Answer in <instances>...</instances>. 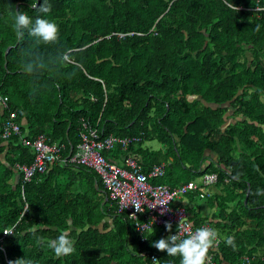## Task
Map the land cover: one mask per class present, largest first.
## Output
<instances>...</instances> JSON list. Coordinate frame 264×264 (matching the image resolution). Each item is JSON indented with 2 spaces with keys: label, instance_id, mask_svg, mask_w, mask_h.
<instances>
[{
  "label": "trees",
  "instance_id": "16d2710c",
  "mask_svg": "<svg viewBox=\"0 0 264 264\" xmlns=\"http://www.w3.org/2000/svg\"><path fill=\"white\" fill-rule=\"evenodd\" d=\"M34 2L0 0V92L8 98L0 128L13 113L21 130L0 140V264L24 256L34 264H153L151 254L158 264H180L152 246L165 227L140 241L125 213L109 199L101 205L106 191L96 174L67 161L83 122L98 138L139 136L128 150L137 143L143 152L147 140L168 146L148 153L150 168L170 154L181 165L177 178L167 165L170 187L215 174L223 192L200 206L218 204L215 225L236 247L222 238L209 254L215 264H264V195L256 194L264 189V0H49L46 18L60 30L54 45H35L27 31L16 37L13 13L34 22L43 0ZM30 51L68 59L29 75L22 65ZM38 134L64 145L61 158L23 182L15 165L34 153L20 137ZM68 229L75 252L57 258L47 241Z\"/></svg>",
  "mask_w": 264,
  "mask_h": 264
},
{
  "label": "built area",
  "instance_id": "2783aa9c",
  "mask_svg": "<svg viewBox=\"0 0 264 264\" xmlns=\"http://www.w3.org/2000/svg\"><path fill=\"white\" fill-rule=\"evenodd\" d=\"M7 101V96L0 92V109H6ZM82 127L79 143L75 151L68 154L67 161L75 165H82L96 174L106 191L107 199L115 205V212L125 213L128 216L140 241H144V234L154 226L165 227L166 223L172 225L170 235L178 234L180 222L179 234L181 237L185 236L188 231L196 229L189 220L185 209L171 203L179 196L196 191L200 198L208 196V193L201 190L199 184L190 181L170 187L162 183H151L150 179L163 176L162 164H154L148 172H144L131 157L125 158L126 165L123 167L108 160L102 154L115 145L126 148L129 143L139 141V136L108 134L103 138H98L95 130L86 123L83 122ZM20 133L19 124L13 120V113L1 122L0 140H5L11 135H20ZM20 138L22 144L29 146L34 153L33 160L29 164L15 165L21 173L23 182H29L35 173L48 170L53 162L61 158L60 152L64 145L50 143L44 134H38L34 139L22 136ZM215 178V174H204L201 185H208L214 182ZM202 226L207 225L202 224L200 227ZM11 231L12 227L4 229L2 235L11 233ZM209 257L210 264H215L210 254ZM154 258L156 259V256L151 254V261Z\"/></svg>",
  "mask_w": 264,
  "mask_h": 264
},
{
  "label": "clouds",
  "instance_id": "9594fccd",
  "mask_svg": "<svg viewBox=\"0 0 264 264\" xmlns=\"http://www.w3.org/2000/svg\"><path fill=\"white\" fill-rule=\"evenodd\" d=\"M32 8H37V0L31 3ZM52 10L49 0H43L38 11L42 14L33 19L26 12L13 13V29L16 37L23 40L25 31L33 38L35 45H54L59 41V26L52 20L46 18ZM257 26V30H258ZM27 60L23 63V71L29 75L38 74L51 70L67 62L66 52H58L56 55L45 56L38 51L27 53ZM257 195H264V189H257ZM138 211V210H137ZM181 224V222H180ZM170 235L155 241L152 246L160 252H166L170 257H180V264H210L209 251L218 246L222 239L220 233L215 228L202 226L194 231H188L183 237L179 234ZM166 230L171 232V223L165 224ZM5 235H9L5 233ZM224 242L233 248L236 247L235 239L232 236L223 237ZM75 240L71 238L70 229L63 230L55 238L47 241V247L51 249L57 258L69 256L75 252ZM159 260L154 258L153 264H158ZM8 264H34L31 259L18 258L10 260Z\"/></svg>",
  "mask_w": 264,
  "mask_h": 264
},
{
  "label": "crops",
  "instance_id": "0c3cea01",
  "mask_svg": "<svg viewBox=\"0 0 264 264\" xmlns=\"http://www.w3.org/2000/svg\"><path fill=\"white\" fill-rule=\"evenodd\" d=\"M194 97L196 98V96H191L190 98L192 99ZM174 140H176L175 137H174ZM153 141H155V140H147V141L142 142L140 144L143 152H138L137 143H135L130 150H128L127 147L122 148L120 146L117 149V148H115V146H117V145H115L112 149L105 151L104 156L108 160L114 162L117 165L123 166V167H125V165H126L125 164V158L131 157L141 166L142 171L144 168L150 169L149 166H150V163L152 162V156L148 153V151L160 150L161 152H164V151L167 152V148H168V146H165L164 144L163 145L159 144L157 141L156 142L159 145H156L154 148L153 147ZM210 153H211L210 150H206V152H205V154L208 156ZM211 156L213 158L216 157V155H211ZM176 163L177 162H175V157L171 154L169 157H166L165 161L160 163L163 165L164 173H165V170L167 168V165L168 166L171 165L170 166V173H168L169 178L172 176L174 178H177L180 176V172H179L180 170L179 169L181 168V165L176 164ZM208 163H209V160L206 159L202 164V168H205ZM153 179H155V178H153ZM153 179H150V181ZM165 179H167V177H165ZM193 181H194V179H193ZM160 183L165 184L162 181ZM177 183H180V180ZM177 183H175V184H177ZM203 186H207V185H203ZM201 190H202V186H201ZM222 191H223V186L219 185V186H217V190H210L209 189V194L211 196L214 194L219 195L222 193ZM195 198H196V196L193 193H187L183 196H179V197H177V199H179V201L176 203L177 205H174V206H182L185 209L189 220L191 219L190 221H191L192 225L196 228L200 227L202 224H206L205 222H200V218H206V220L209 222V225H207V224L206 225L211 227V228H215L216 230H218L221 237L223 238L225 236V232H222V230L219 228V225H215V223L217 224L220 221H222L221 218L223 217L218 204L216 202H210L209 206H207V205L206 206H200L195 202V200H194ZM141 218L143 219V217H141ZM104 220L107 221L108 217L106 216ZM195 221H197L199 223L197 224ZM210 222H211V224H210ZM223 223H225V222L223 221ZM169 235H170V232L167 231V235L165 236V238H167Z\"/></svg>",
  "mask_w": 264,
  "mask_h": 264
},
{
  "label": "rangeland",
  "instance_id": "374dc122",
  "mask_svg": "<svg viewBox=\"0 0 264 264\" xmlns=\"http://www.w3.org/2000/svg\"><path fill=\"white\" fill-rule=\"evenodd\" d=\"M156 145H159L156 141H153V147L155 148V146ZM201 179H202V176L201 175H195L194 176V182H196L197 184H199L200 182H201ZM162 182H166V179H165V177H163L162 178ZM211 184V185H210ZM210 184H208L207 186H203L202 187V190L204 191V192H207V193H209V189L210 190H217V186L216 185H214V184H212V183H210ZM223 192V191H222ZM195 200V202L198 204V205H200V204H203L204 203V199H201V198H195L194 199ZM179 201V199H177V198H175L173 201H172V205H177L176 203Z\"/></svg>",
  "mask_w": 264,
  "mask_h": 264
},
{
  "label": "water",
  "instance_id": "95a60500",
  "mask_svg": "<svg viewBox=\"0 0 264 264\" xmlns=\"http://www.w3.org/2000/svg\"><path fill=\"white\" fill-rule=\"evenodd\" d=\"M7 51H8V48L5 50L4 56L6 55ZM203 103L206 104L205 102H203ZM103 192H104V191H103ZM104 194H105V196H104V201H106V200H107V196H106V193H105V192H104ZM104 201L101 202V205L104 203Z\"/></svg>",
  "mask_w": 264,
  "mask_h": 264
}]
</instances>
